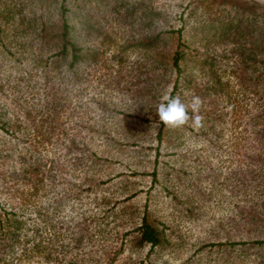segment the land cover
<instances>
[{
    "label": "trees",
    "instance_id": "16d2710c",
    "mask_svg": "<svg viewBox=\"0 0 264 264\" xmlns=\"http://www.w3.org/2000/svg\"><path fill=\"white\" fill-rule=\"evenodd\" d=\"M79 2L0 0V47L19 54L22 73L18 78L22 85L27 81L25 90L19 85V91L11 96L12 109L0 102V193L5 195L0 199V264H113L127 247H131L129 254L119 264H167L164 253H171L177 243L161 208L153 202L156 195L148 196L143 206L136 208L123 203L124 198H112L99 190L110 177L101 178V170L96 167L107 157L92 148L104 143L92 133L105 135V131L97 123L87 122L85 114L89 111L79 106L84 89L94 72L104 67V61H98L96 46L82 44V22L90 26L92 21L88 12L82 14ZM140 2L135 9L142 6L139 20L148 28L142 29L140 39L147 60L133 62L130 67L135 74H143V78L136 75L133 82L142 81L145 87L143 118L149 125L158 123V128L155 138L149 136L150 143L157 141L152 167L147 172L131 170L130 174L151 175L150 188L161 173L166 180L187 174L188 168L158 159L163 142V148L170 147L169 153L183 155L185 131L190 129L193 135L209 140L217 125L219 128L223 124L222 110L229 104L234 109L235 124H243L231 147L232 155L242 163L237 183L245 198L251 187L260 188L261 196L264 3L181 0L172 7L166 1ZM81 16H86L83 21ZM90 65L94 70H87ZM228 69L234 76L233 83L223 77ZM135 94L137 90L132 92L133 97ZM165 94L179 95L185 104L194 95L201 97L203 126H190L191 121L178 128L164 126L156 109ZM135 124L120 126L117 131L145 148L140 139L148 132ZM111 141L117 138L111 136ZM162 188L172 197L179 195L177 190L182 196L192 192L191 188L174 190L166 184ZM135 191L126 195L127 199L137 194ZM197 191L202 196L209 192ZM91 194H100L94 209L89 207ZM52 206L54 213L50 211ZM67 206L71 209L66 210ZM260 213L250 208L244 213L242 230L248 235L254 233L253 224L264 228ZM260 231L253 237L208 240L196 249L222 247L230 256L247 243L248 248L263 246ZM225 264L237 263L229 257Z\"/></svg>",
    "mask_w": 264,
    "mask_h": 264
},
{
    "label": "rangeland",
    "instance_id": "374dc122",
    "mask_svg": "<svg viewBox=\"0 0 264 264\" xmlns=\"http://www.w3.org/2000/svg\"><path fill=\"white\" fill-rule=\"evenodd\" d=\"M77 1V0H73ZM82 7V14L87 13L91 16V25L87 26L84 22L81 25V40L84 46L93 45L99 49L98 61H104V67L98 68L94 72L93 79L83 91V97L79 109L89 111L86 113L87 122L97 123L104 129L105 135L101 132H93L97 140L102 143L96 148V151L106 156L101 165L96 167L101 170V178L107 179L102 186H99L101 192L112 198H124L126 204H131L136 208H141L148 196L156 195L153 198L164 218L168 221V230L173 232L176 240V246L171 253H164L167 258V264H225L229 257H234L237 264H264V245L248 248L249 243L241 246L229 256L227 250L222 247L208 251H198L197 245L208 240H224L231 238L253 237L254 234L264 236V228L259 224H253L254 233H246L243 228V215L250 208L260 211L264 217V193L260 196V188L249 189V194L245 198L242 189L239 186L241 178L242 163L238 156L232 155L234 142L238 139L236 132L242 128V123L236 125L233 119L234 109L229 104L223 111V130L220 132L217 127L210 134L209 140L204 136L192 134L190 129L185 131V142L182 150L183 155L169 153L170 147L161 148L158 155L159 160L173 163L175 167L188 168V172L178 174L177 178L166 180L161 173L159 181L150 188L151 175L147 173H132L131 170L147 172L154 163L156 139L150 143L149 138L154 137L158 128V123L150 122L143 118V105L146 94L144 92L141 78L139 83H133L136 75L142 76V72L135 74L130 65L133 62L143 63L147 60L145 48L141 46L140 39L143 37V31L147 26L139 20L142 6L135 9V5L142 0H79ZM153 4H159L166 1L172 7L181 0H153ZM253 1V0H252ZM142 3V2H140ZM131 11H135L131 12ZM137 14L133 18V15ZM89 16V18H90ZM86 16H81L82 21ZM132 17V20H131ZM176 44V43H175ZM14 51L15 48L12 47ZM19 54L8 53L5 48L0 47V102L11 103V96L18 92L19 85L25 90V83L22 85L19 81L22 69ZM91 65L87 70H94ZM224 79H229L233 83L234 76L230 69L223 75ZM145 78V77H144ZM144 80V79H143ZM82 84L86 82L80 79ZM121 83L120 87L117 84ZM133 83V84H132ZM18 84V86H14ZM27 86V85H26ZM231 88V85L228 87ZM137 90L138 94L134 97L132 92ZM221 96L217 102H220ZM251 103V102H250ZM225 105V104H224ZM255 111V110H254ZM253 111V112H254ZM136 123V124H135ZM135 124L137 128H143L148 132V136L140 139L145 148H140V143H132L133 138L119 133L122 127H131ZM236 125V126H235ZM191 126V125H190ZM219 133L220 135H216ZM113 137L117 141H111ZM150 136V137H149ZM107 139V143L105 140ZM120 141V142H119ZM129 142V143H127ZM173 173V169H169ZM163 184L170 188L186 190L192 189L191 194L182 196H171L166 189L163 190ZM198 190H205L207 194L198 193ZM134 190L135 195L127 199L126 195ZM257 191L259 193H257ZM0 193V199L4 198ZM97 196L91 194L88 197L92 209L97 202ZM195 197V198H194ZM194 198L193 203L189 202ZM51 200V199H50ZM245 205V207H244ZM84 207V204L82 205ZM71 209L70 206L66 207ZM54 213V207H50ZM130 215H128L129 217ZM127 217V216H125ZM264 219V218H263ZM122 230V229H121ZM114 243L116 239H113ZM131 247H127L119 255V258L113 264H119L122 259L129 254ZM248 257L249 260H246Z\"/></svg>",
    "mask_w": 264,
    "mask_h": 264
},
{
    "label": "clouds",
    "instance_id": "9594fccd",
    "mask_svg": "<svg viewBox=\"0 0 264 264\" xmlns=\"http://www.w3.org/2000/svg\"><path fill=\"white\" fill-rule=\"evenodd\" d=\"M202 106V98L196 95L192 97L189 104H185L179 95L173 97L165 94L162 97V102L157 106L156 113L164 126L178 128L191 121V126L202 127L204 119L200 115Z\"/></svg>",
    "mask_w": 264,
    "mask_h": 264
},
{
    "label": "water",
    "instance_id": "95a60500",
    "mask_svg": "<svg viewBox=\"0 0 264 264\" xmlns=\"http://www.w3.org/2000/svg\"><path fill=\"white\" fill-rule=\"evenodd\" d=\"M255 2H258V3H264V0H253Z\"/></svg>",
    "mask_w": 264,
    "mask_h": 264
}]
</instances>
